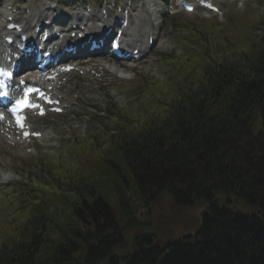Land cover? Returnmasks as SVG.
Segmentation results:
<instances>
[{
	"label": "trees",
	"instance_id": "1",
	"mask_svg": "<svg viewBox=\"0 0 264 264\" xmlns=\"http://www.w3.org/2000/svg\"><path fill=\"white\" fill-rule=\"evenodd\" d=\"M245 20L252 36L218 30L193 74L170 61L155 111L107 138L99 163L73 177L42 164L44 190L8 197L0 264H264V22ZM161 199L206 207L198 230L159 244Z\"/></svg>",
	"mask_w": 264,
	"mask_h": 264
},
{
	"label": "rangeland",
	"instance_id": "2",
	"mask_svg": "<svg viewBox=\"0 0 264 264\" xmlns=\"http://www.w3.org/2000/svg\"><path fill=\"white\" fill-rule=\"evenodd\" d=\"M39 8H40V6H38V9ZM39 10H41V8ZM239 17L240 16H238V18ZM238 18H236V19L239 22V25H241V27H242L241 20H239ZM236 30H237V28H236ZM230 34H231V32H230ZM235 35L238 37L239 31H236ZM161 49L164 52H172L173 50H175L174 49V43L172 46L171 38H170V42H167V47H161ZM190 49H191V52L188 56L193 57L194 49H192V48H190ZM158 51L159 50H155V52H153V53H158ZM141 66L142 67L139 68V71L141 73L142 72L148 73L149 75L159 76L160 80L163 79L162 76L159 74L158 68L154 64V57L153 56H150L149 58H147L146 62H144ZM124 67H125V64H122V68H124ZM133 79H134V77H132L130 81H132ZM108 80H109V84L106 85V87L108 89H111L110 94L112 97V101L115 102L116 105H118V106L120 105L122 108H124L125 104H126V95L120 91V87L122 86V88L125 89L124 84H126L128 81L119 80L115 76L109 77ZM91 82H92V80L85 79V80H80L79 82L74 81L73 84H75V83L77 85L79 84V86L81 87V92H82V94H84L83 90H85V93H86L89 91L90 86L97 85V84H92ZM157 86H155V89L152 92H155ZM132 89L135 91V93L131 94L130 96L131 97L137 96V94H136L137 88L133 87ZM142 92H143V89L139 88L138 93H142ZM152 92H151V94H152ZM97 93H98L97 91H91V95H95ZM104 95H105V92L103 93V97H101L100 100L94 102L97 104L98 107H101V108L105 107L103 104V102L105 100ZM142 97H145V94H142L141 98ZM137 100L138 99H136L135 102ZM130 101H131V108H132V103H134V100H130ZM97 102H99V103H97ZM151 105H152V103L150 104V109L152 108ZM138 106H139V104H138ZM134 110L139 112L138 108L134 109ZM133 118H135L137 120V118L135 116H133ZM105 122L107 124H109V126H111V128L113 126H115V123H116V122H114V118L113 119L112 118H106ZM105 122H104V124H106ZM61 123H62L61 127H58L56 124L54 126L50 127L49 130L50 129H52V130H50V132L47 133V135L40 141V143L33 144L37 148V152L33 153L34 155L38 154V153L55 154L57 151L56 149L58 148V142L57 141L59 138H62V137L70 138L71 135L75 134V129H79L81 131V133H83L84 131H86L85 130L86 127H88L89 125L90 126L93 125L92 118H90L87 115V110H85L83 107L80 108L76 113H74L72 115V117L66 118L64 121H61ZM134 124H137V121ZM93 128H94V125H93ZM88 131H90V130H88ZM12 135H13V131H12L10 126L0 125V166L5 171L12 169L15 172H20L21 174H24L26 177L29 176L31 178L30 179L31 182L33 183L32 180H33L34 176L32 175V173H36V170H37V173H41L42 170H40V171L38 170V164L37 163H39L41 165L42 159L38 158V160H36V159L33 160L32 158H34V157L26 156L28 154L20 145L11 142V136ZM84 136H85V134L82 135L81 137H84ZM87 136H88V133H87ZM88 156H89V153L86 151L85 152H77L75 154V158H77V160L75 162H72V164H66L67 167L65 170L70 171V170H73L74 168H75V170L80 169V166L83 163V159H85ZM34 161H36V162H34ZM2 174L9 177V178H12V176L8 173L3 172ZM3 182H5V180L2 178L0 183H3ZM179 218L180 217L177 215H171L166 220L167 228L169 230H171L170 231L171 235H173V233L174 234L180 233L183 230V228L186 226V224H183L180 227L176 226L175 221H178Z\"/></svg>",
	"mask_w": 264,
	"mask_h": 264
},
{
	"label": "bare ground",
	"instance_id": "3",
	"mask_svg": "<svg viewBox=\"0 0 264 264\" xmlns=\"http://www.w3.org/2000/svg\"><path fill=\"white\" fill-rule=\"evenodd\" d=\"M6 1H11V0H6ZM10 4L11 3H9L8 5L10 6ZM6 9V8H5ZM5 9H3L2 11H0V36H1V34H2V32L4 33V32H6L5 31V26H4V30L2 29V24H3V17H2V12L3 11H5ZM11 15V14H10ZM37 16H38V18L40 17V14L39 13H37V12H33V17L32 16H30V15H22L21 13H19V15L17 14V16L16 17H20V20H21V22L24 24V27L26 26H29V22H28V20H32V18H37ZM85 16L86 15H82V16H80V21L81 22H85L86 21V18H85ZM7 18V17H6ZM4 20H5V18H4ZM66 25H68V24H66ZM71 27L68 25V26H64V28L62 29V33L63 34H65V33H67L68 35H69V33H70V31H68L69 29H70ZM92 28H96L97 30H100V28L101 27H99V26H93L92 25ZM129 36H131V37H135V31L134 30H132L131 31V33H130V35ZM137 44V41H135V43H134V46ZM119 72H121L120 73V76L121 75H123V71H121V70H119Z\"/></svg>",
	"mask_w": 264,
	"mask_h": 264
},
{
	"label": "snow or ice",
	"instance_id": "4",
	"mask_svg": "<svg viewBox=\"0 0 264 264\" xmlns=\"http://www.w3.org/2000/svg\"><path fill=\"white\" fill-rule=\"evenodd\" d=\"M28 106H29V107H32V105H31V104H29Z\"/></svg>",
	"mask_w": 264,
	"mask_h": 264
}]
</instances>
